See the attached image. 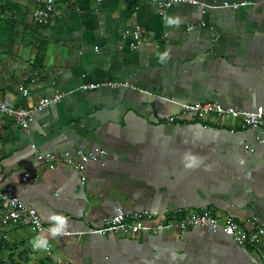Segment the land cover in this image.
<instances>
[{"label":"crops","instance_id":"0c3cea01","mask_svg":"<svg viewBox=\"0 0 264 264\" xmlns=\"http://www.w3.org/2000/svg\"><path fill=\"white\" fill-rule=\"evenodd\" d=\"M11 2L17 21L36 25L44 0ZM200 2L54 0L48 25L27 38L20 25L0 48L1 97L32 107L64 95L25 128L0 113V189L12 187L43 224L0 229L7 264H263L261 242L255 252L206 227L96 232L117 208L165 221L210 209L264 227L263 129L210 116L168 122L178 103L264 110V0ZM25 172L36 179L23 183Z\"/></svg>","mask_w":264,"mask_h":264},{"label":"built area","instance_id":"2783aa9c","mask_svg":"<svg viewBox=\"0 0 264 264\" xmlns=\"http://www.w3.org/2000/svg\"><path fill=\"white\" fill-rule=\"evenodd\" d=\"M155 3L159 9L164 10L166 7L177 4L186 3L191 5L206 6L200 0H149ZM54 0H44L41 7L37 8L33 13V21L39 25H47L49 23L50 13L53 9ZM247 2H233L230 4H224L225 7L237 8L239 6L246 5ZM132 37L134 42L131 44L133 48L136 47L138 40L141 38V32L136 28ZM33 81L38 80V76L34 73L31 76ZM116 86L117 84H111ZM96 85H89V88H95ZM18 89L21 94H27L28 90L21 82L18 85ZM63 93H55L50 96L41 97L38 102L32 107L18 106L12 103L8 98L0 96V113L12 118L19 126L25 128L29 125L30 120L34 112L41 111L46 107L57 104L63 98ZM180 111L178 114L171 115L168 118V122H183V119L191 121L201 116H210L219 120H231L239 122L242 128L245 127H259L264 131V110L258 108L254 111L237 110L230 106H223L218 102H194V103H178ZM222 127V124L219 123ZM264 141V139H260ZM53 158L54 156H49ZM95 153L82 156L80 158L79 166H83L86 162L92 159H96ZM69 162H71L69 160ZM68 162V163H69ZM53 165H50L52 167ZM36 179L35 175L29 172H25L21 176L23 183H30ZM151 214L149 212L134 211L127 213L121 208H117L114 215L102 220L99 227L96 228V232L100 235H106L107 233H115L123 237H132L137 235L142 229L145 228L146 222H151L152 232L158 233V231L170 228H177L180 232L190 230L198 227L209 228L213 233H222L230 236L238 245L250 247L253 251L261 252L259 249V243L264 245V227L257 226L255 228L248 229L240 226L235 217L218 216L214 214L210 209H202L196 212L184 213L177 220L165 221L163 216ZM20 225L23 227L30 226L36 231L43 229L41 217L38 212L30 205L26 204L23 200L17 197L12 187L5 190L0 189V229L8 225ZM5 238V236H3ZM264 264V260H263Z\"/></svg>","mask_w":264,"mask_h":264},{"label":"trees","instance_id":"16d2710c","mask_svg":"<svg viewBox=\"0 0 264 264\" xmlns=\"http://www.w3.org/2000/svg\"><path fill=\"white\" fill-rule=\"evenodd\" d=\"M16 11H19L17 5L13 2H11V0H0V48H3V51L6 50L4 49L5 47H9V45H12L13 42H14V38H13V35H14V31L16 28H19L20 25H22V29L25 30L23 32V36L27 38V35L32 31L31 28H36L37 24L34 25V24H27V23H24V21L20 18H18L20 20L17 21L15 19L16 17ZM48 25V24H47ZM43 27V26H46V25H39L38 24V27ZM5 28H10L8 30V33H1L2 32V29H5ZM26 34V35H24ZM40 66L39 65H36L34 66L33 65V69L32 71L33 72H38ZM3 237V235H2ZM123 237V236H121ZM4 240V239H3ZM2 251L0 250V264H7L6 263V260L4 258H1V254Z\"/></svg>","mask_w":264,"mask_h":264}]
</instances>
